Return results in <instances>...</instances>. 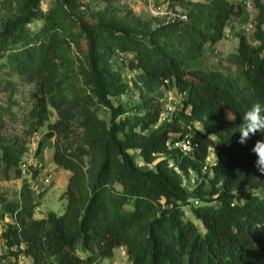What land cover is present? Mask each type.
Returning a JSON list of instances; mask_svg holds the SVG:
<instances>
[{
	"label": "trees",
	"instance_id": "trees-1",
	"mask_svg": "<svg viewBox=\"0 0 264 264\" xmlns=\"http://www.w3.org/2000/svg\"><path fill=\"white\" fill-rule=\"evenodd\" d=\"M117 1L54 0L48 10L43 0L3 3L12 15L0 29V59L36 90L25 119L11 95L0 107V175H23L29 142L8 133L15 120L28 137L48 125L37 155L53 140L52 162L71 173L63 213L36 218L41 201L28 182L19 199L0 196V225L11 219L0 236L8 255L102 264L125 246L130 264H264V197L245 193L264 192L251 151L264 132L238 143L245 111L264 105V0H254L258 44L238 34L228 67L217 69L204 66L207 48L243 15L241 3L170 0L184 17L155 22L133 10L122 15ZM124 58L137 71L132 83L116 67ZM133 87L138 106L115 103ZM165 88L182 96L171 119L158 101ZM186 138L189 153L174 146Z\"/></svg>",
	"mask_w": 264,
	"mask_h": 264
},
{
	"label": "rangeland",
	"instance_id": "rangeland-1",
	"mask_svg": "<svg viewBox=\"0 0 264 264\" xmlns=\"http://www.w3.org/2000/svg\"><path fill=\"white\" fill-rule=\"evenodd\" d=\"M5 0H0V29L2 28V23L4 20L9 18L12 13H10L8 10L3 8V3ZM193 1H205V0H193ZM246 1H252L253 0H230L232 3H241L244 8L243 15L241 17H235L232 21L230 27L226 28L225 32V39L223 42H227V38L229 41L227 44L224 43L220 44V46H209L207 48V59L204 62V66L207 69H217V68H224L228 67V64L226 62L228 55L236 51V48L238 47V44L240 42V37L238 34H245V27L253 24H256V17L258 14V10H246L244 6V2ZM54 0H43L42 7L44 10H48ZM94 7L97 9H106L107 4L106 3H97L96 1H92ZM116 8L119 9L120 13L122 15H125V13L128 12V10H133L135 13L142 15L144 17H147L149 19H153V21L157 22L159 21H168L172 18H180L184 17V9L182 7H171L170 0H153L152 2H147L146 0H118L115 5ZM40 26V25H39ZM248 41L252 44H258V41L255 37V29L254 31H250L247 33ZM3 59H0V107L6 106L7 102L10 101V95L13 96L18 106L15 107V112H18L19 116L20 113L18 110L25 111L23 119H25L26 114L29 112L30 108L34 105V97L33 92L36 90L35 84L31 83L30 81L18 78L12 75L8 69L4 66ZM129 58H124L123 60H119L116 62V67L124 73V77L128 82H134L137 78V71L131 69L129 66ZM181 94L176 89H169L165 88L161 90L158 93V101L163 105V107L169 108L170 106L174 108H178L181 104ZM116 104L123 103L127 109L135 108L140 104V93L133 87V90L124 96H122L118 101H115ZM174 115V113H172ZM168 115V114H167ZM169 115V117L173 116ZM49 123H53L57 120L58 115L57 111L50 107L49 108ZM103 117L108 118L107 113L102 114ZM170 117V119H171ZM20 121H9V124L7 126V131L10 134L18 135L20 134L24 141H28V152L26 153L23 162L26 160V158L29 157L30 153L34 152L37 155V150L39 148L40 142L44 138V134L48 130V125L40 128L36 134H34L32 137H28L24 134V127L25 125L19 124ZM196 128L201 129V126L198 124L196 125ZM46 150L47 152H45ZM54 152V141L48 140L45 142V144L42 147V150L40 154L46 153V158L44 159H38L39 161L43 162L46 166L50 164V154ZM212 157L216 158V152H212ZM38 156V155H37ZM140 166L143 169H147V166L142 164V162L139 161ZM22 168V166H21ZM23 170V169H22ZM27 172L23 171V175L21 178H14L11 179H5L2 175H0V196L6 197L10 200H17L19 199V193L21 186L27 181V174L32 175V177L36 178L39 171L35 168V166L32 164L30 165L29 169L26 170ZM70 174V171H67ZM70 177L67 178L66 176L61 178L58 181V187L60 189H66L68 186H66V183L70 181ZM195 182H186V186L189 190H192L195 187ZM61 190H53L50 191L49 195L47 196L44 203L42 202V199L46 197L47 191L42 193L40 195L39 200L41 201V205L43 203L42 208L44 210H50L57 213H63L66 208V200L62 199ZM245 193H255L257 195H260L264 197V192L260 190H253L249 189ZM191 217V214L189 215ZM11 219L10 217H7V220L5 223L9 222ZM5 223L0 225V233L2 232V229L5 230ZM1 236V234H0ZM2 237H0L1 239ZM4 248V246L2 245ZM82 255H84V251L80 252ZM8 251L4 253L5 257H9ZM11 263L12 260H9ZM102 264H130V260L127 255V248L125 246L118 247L115 250L114 256L106 258Z\"/></svg>",
	"mask_w": 264,
	"mask_h": 264
},
{
	"label": "crops",
	"instance_id": "crops-1",
	"mask_svg": "<svg viewBox=\"0 0 264 264\" xmlns=\"http://www.w3.org/2000/svg\"><path fill=\"white\" fill-rule=\"evenodd\" d=\"M234 20V18L229 22L228 26L227 27H230L232 26L231 23L232 21ZM225 39V37L223 38L222 41H220L219 43L215 44L214 46H220V44H227V42L229 41V39L227 38V42H223ZM45 152H47L46 150H44ZM46 158V153L45 154H40L38 155L37 159H44ZM50 158V164L47 165V170H51L54 172L55 174V177L52 181V183L48 186H43V177L46 175V172L47 170H43V171H39L38 175L36 178L32 177V175H29L27 174V181L26 182H32V183H35V184H38L40 185L41 187L44 188V191H41L39 189H34V192L37 196L40 197V195H42V193L46 192L47 191V194H46V197L44 199H42V202L44 203V201L46 200L47 196L49 195L50 191H53V190H61L62 192L61 195L64 194V192L66 191V189H60L58 187V181L63 178V177H67L69 178L70 177V174L67 172V170L65 169H62L60 167H58L56 164H54L52 162V158H53V152L50 154L49 156ZM68 181L66 183V186H68ZM43 203H42V206H43ZM39 207L36 211V218H45L47 217L48 213L50 212V210H44L43 208ZM4 231V228L2 229V232ZM2 232L0 234H2ZM2 245L4 246V248L2 247ZM6 248H5V245H4V241L2 240V238L0 239V264H32V259L31 258H27L26 260H21V259H17L13 256H9V257H5L4 256V253H6ZM9 260H12L13 262L11 263Z\"/></svg>",
	"mask_w": 264,
	"mask_h": 264
},
{
	"label": "built area",
	"instance_id": "built-area-1",
	"mask_svg": "<svg viewBox=\"0 0 264 264\" xmlns=\"http://www.w3.org/2000/svg\"><path fill=\"white\" fill-rule=\"evenodd\" d=\"M146 1L150 3L153 0H146ZM244 6H245V9L246 10H250V11L257 9L256 6H255L254 0H253V2L252 1H246V2H244ZM254 29L256 30V24L255 25L250 24V25L246 26L245 27V34L244 35L247 36V33L250 32V31H254ZM175 110H176V108L170 106L169 108H167L166 116L173 115L172 113H174ZM174 146L176 148H179L180 150H182L184 153H189V152H192L193 151L192 141L189 138H186L184 140H181V141L177 142ZM212 156L213 155L211 153V155L207 159V165L204 167V173L209 172L210 169H211L210 168L211 164H213L215 162V159L216 158H214ZM37 157L38 156L34 152H32V153H30L29 157L26 158V160L21 163V166H22V169H23L24 172H27L26 170L29 169L30 165H32V164L35 166V168L38 171L47 170V166L43 162L39 161L37 159ZM54 177H55L54 172L51 171V170H47L46 175L43 177V186L50 185L52 183ZM194 181H195V179L193 178L192 179V182H194ZM29 183L32 186L33 190L34 189H39L40 192L41 191H44V188L41 187L40 185L35 184V183H32V182H29ZM196 203H198V202L196 201ZM27 258H29V257H27L25 255H21L19 257V259H21L23 261L26 260Z\"/></svg>",
	"mask_w": 264,
	"mask_h": 264
},
{
	"label": "clouds",
	"instance_id": "clouds-1",
	"mask_svg": "<svg viewBox=\"0 0 264 264\" xmlns=\"http://www.w3.org/2000/svg\"><path fill=\"white\" fill-rule=\"evenodd\" d=\"M238 143L244 145L257 132H264V105L254 103L242 116ZM251 151L255 154V167L264 174V140H257Z\"/></svg>",
	"mask_w": 264,
	"mask_h": 264
}]
</instances>
